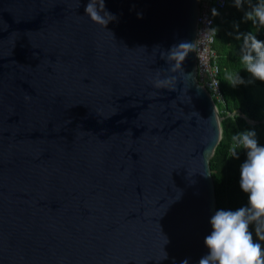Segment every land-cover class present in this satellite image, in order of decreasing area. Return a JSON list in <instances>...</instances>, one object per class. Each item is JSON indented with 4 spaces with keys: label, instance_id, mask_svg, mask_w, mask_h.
Wrapping results in <instances>:
<instances>
[{
    "label": "water",
    "instance_id": "95a60500",
    "mask_svg": "<svg viewBox=\"0 0 264 264\" xmlns=\"http://www.w3.org/2000/svg\"><path fill=\"white\" fill-rule=\"evenodd\" d=\"M88 2L0 0V264H199L223 120L201 0H105L106 27Z\"/></svg>",
    "mask_w": 264,
    "mask_h": 264
},
{
    "label": "clouds",
    "instance_id": "9594fccd",
    "mask_svg": "<svg viewBox=\"0 0 264 264\" xmlns=\"http://www.w3.org/2000/svg\"><path fill=\"white\" fill-rule=\"evenodd\" d=\"M246 3L250 10L244 12L243 20L264 28V0H258L255 5L251 0H233L239 10H243ZM85 12L93 22L105 27L116 19L106 10L105 0H99V3L89 0ZM212 14L219 15V12L213 8ZM138 16L142 18V14ZM212 31L215 33L216 30ZM241 35L240 62L243 70L253 80L264 82V40L252 32L239 33L238 38ZM193 51V43L182 42L174 46L166 54L167 60L172 62L170 70L182 71L186 58ZM226 80L232 87L251 82L239 72L227 73ZM163 84V80L156 81L157 87ZM241 152L245 153L246 159L240 167L239 183L247 195V202L235 210L218 209L210 218L212 231L204 240L208 253L199 260V264H264V245L259 242L264 241V145L260 144L255 129H246L231 136V158L239 159ZM182 264H188L187 260Z\"/></svg>",
    "mask_w": 264,
    "mask_h": 264
},
{
    "label": "trees",
    "instance_id": "16d2710c",
    "mask_svg": "<svg viewBox=\"0 0 264 264\" xmlns=\"http://www.w3.org/2000/svg\"><path fill=\"white\" fill-rule=\"evenodd\" d=\"M257 2L258 0H251L252 5ZM217 10L219 15H213L217 29L213 47L219 54V81L224 101H216L223 116L222 138L211 158V171L216 186L217 210H235L247 202V195L241 190L239 183L240 167L246 155L241 152L239 159L231 158V136L246 129H255L260 144L264 145V82L253 80L243 70L240 62L243 36L238 38V34L252 32L258 39L264 40V28L243 20L244 12L250 10L248 3L243 10H239L234 6L233 0H227L226 6ZM229 72H239L246 81L251 82L232 87L226 80ZM248 119L256 123H250ZM259 242L264 245V241Z\"/></svg>",
    "mask_w": 264,
    "mask_h": 264
},
{
    "label": "built area",
    "instance_id": "2783aa9c",
    "mask_svg": "<svg viewBox=\"0 0 264 264\" xmlns=\"http://www.w3.org/2000/svg\"><path fill=\"white\" fill-rule=\"evenodd\" d=\"M226 2L227 0H201L198 17L196 36L198 80L210 91L215 102H223L224 96L219 81V54L213 47L217 29L215 28L212 9H223ZM212 29L216 30L215 33Z\"/></svg>",
    "mask_w": 264,
    "mask_h": 264
}]
</instances>
